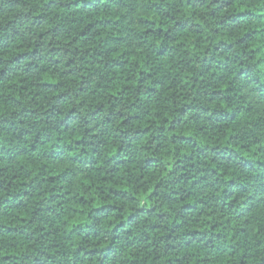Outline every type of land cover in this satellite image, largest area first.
<instances>
[{"label": "clouds", "instance_id": "obj_1", "mask_svg": "<svg viewBox=\"0 0 264 264\" xmlns=\"http://www.w3.org/2000/svg\"><path fill=\"white\" fill-rule=\"evenodd\" d=\"M0 264H264V0H0Z\"/></svg>", "mask_w": 264, "mask_h": 264}]
</instances>
